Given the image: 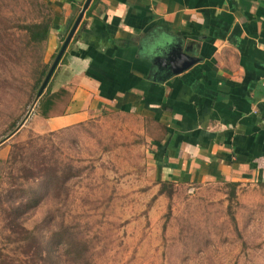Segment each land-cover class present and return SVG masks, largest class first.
<instances>
[{
  "label": "crops",
  "instance_id": "obj_1",
  "mask_svg": "<svg viewBox=\"0 0 264 264\" xmlns=\"http://www.w3.org/2000/svg\"><path fill=\"white\" fill-rule=\"evenodd\" d=\"M40 1L51 68L87 0ZM263 82L264 0H92L51 79L55 109L30 127L43 135L121 113L149 127L160 184L262 182Z\"/></svg>",
  "mask_w": 264,
  "mask_h": 264
},
{
  "label": "rangeland",
  "instance_id": "obj_2",
  "mask_svg": "<svg viewBox=\"0 0 264 264\" xmlns=\"http://www.w3.org/2000/svg\"><path fill=\"white\" fill-rule=\"evenodd\" d=\"M41 3L0 0V146L9 147L0 248L18 227L13 204L36 196L39 204L18 220L53 244L47 264H264V181L164 187L150 162L149 127L121 113H98L52 137L33 132L40 110L34 63L3 55L6 47L21 55L17 28L43 20ZM46 162L63 173L58 184L41 177ZM59 231L72 246L57 242ZM21 252L19 262L43 264L37 250L32 259Z\"/></svg>",
  "mask_w": 264,
  "mask_h": 264
},
{
  "label": "trees",
  "instance_id": "obj_3",
  "mask_svg": "<svg viewBox=\"0 0 264 264\" xmlns=\"http://www.w3.org/2000/svg\"><path fill=\"white\" fill-rule=\"evenodd\" d=\"M39 6L41 10L46 13L47 11L46 6L43 3H41ZM50 31H51V24L47 13L44 15L43 20L41 21H32L20 25L17 28V34L19 38L17 39L16 47H19V51H21V55L12 56V57L9 56V50L12 49V48L10 49L9 47H6V53L3 55V60H8L11 62L24 61V62L34 63L33 65L35 67L33 69V74L35 75L34 79L36 82L33 86V89L36 92L41 87L50 69L48 65L43 66L42 64L43 44L48 40ZM50 84L51 81L47 87L46 93L40 97V102H39L40 104L39 111L41 112V115L44 117H48L54 111L56 106L55 99L58 96V94H52L50 89ZM54 133H50L49 137H52V134ZM17 157L15 156L16 159ZM43 169L44 170L41 171L42 172L41 177H44L46 181H48V183L54 181L55 183L58 184L60 182L63 173L59 174V169L51 168L49 164H47V162L44 164ZM46 171L48 173H46ZM65 174L68 175L70 173H65ZM162 185L164 187L174 186L168 183H164ZM38 204H39V198L36 196H34L33 198H27L26 200H21L17 206L16 203L13 204L14 218L11 224L18 225V227L14 228L13 226L10 235L7 237V243L9 244H6L4 245V247L0 248V264H26L19 262V260L17 259V255H19V253L22 250L24 254L30 258L32 257V254H34V251L37 250L40 257L42 258L40 262H42L43 264L50 263V260L55 258V255L52 254V252L50 251L51 250L50 248L53 244H51L49 241H42L40 238L35 237L33 233L27 230L25 226H23V224H20L21 222H19L18 220V218H20V215L24 210H26L27 208L29 209L31 206L32 207L37 206ZM23 234L26 235L23 236ZM55 235H56V240L59 244L60 243L65 244L66 247H69L70 245L72 246V240L66 234H63L59 231L56 232ZM44 249L47 250L48 255L43 254ZM48 257L50 260L48 259Z\"/></svg>",
  "mask_w": 264,
  "mask_h": 264
},
{
  "label": "water",
  "instance_id": "obj_4",
  "mask_svg": "<svg viewBox=\"0 0 264 264\" xmlns=\"http://www.w3.org/2000/svg\"><path fill=\"white\" fill-rule=\"evenodd\" d=\"M91 1L92 0H87L86 1L85 5H84V7H83V9H82L77 21H76V23L74 24V26L71 29L69 35L67 36L66 40L64 41V43H63L58 55L56 56L52 66H51V68H50V70H49V72H48V74L46 76V78L44 79V81H43V83H42V85H41V87L39 89L38 98H40L44 94V92L46 91V89H47V87H48V85H49V83H50V81H51V79H52L57 67L59 66V64H60V62H61V60H62V58H63V56H64V54H65V52H66V50L68 48V46H69V44H70V42H71V40H72L77 28H78V26L80 25V23H81V21L83 19V16H84L87 8L89 7Z\"/></svg>",
  "mask_w": 264,
  "mask_h": 264
},
{
  "label": "built area",
  "instance_id": "obj_5",
  "mask_svg": "<svg viewBox=\"0 0 264 264\" xmlns=\"http://www.w3.org/2000/svg\"><path fill=\"white\" fill-rule=\"evenodd\" d=\"M263 86H264V82H263Z\"/></svg>",
  "mask_w": 264,
  "mask_h": 264
}]
</instances>
